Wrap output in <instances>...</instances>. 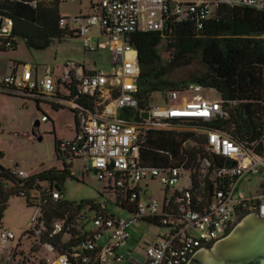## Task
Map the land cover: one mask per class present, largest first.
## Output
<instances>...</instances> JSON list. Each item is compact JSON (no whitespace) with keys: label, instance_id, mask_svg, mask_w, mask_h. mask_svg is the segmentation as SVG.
<instances>
[{"label":"built area","instance_id":"2783aa9c","mask_svg":"<svg viewBox=\"0 0 264 264\" xmlns=\"http://www.w3.org/2000/svg\"><path fill=\"white\" fill-rule=\"evenodd\" d=\"M0 1L37 7L41 1L52 0ZM217 1L264 9V0ZM91 10L92 14L85 19L89 24H97L101 33L108 36V41L93 44L87 38L84 46L91 52L101 47L109 49L112 65L107 71L95 64L69 60L64 64L62 77L54 78L47 69L38 78L26 65L20 70L16 66L12 73L0 76V92L48 100L73 111L75 136L72 140H61L59 148L69 156L68 162L80 160L86 170L98 175L114 193L112 200H94L88 206L91 214L79 211L75 216H65L48 226L44 219L37 221L29 235L35 243L46 244L55 252L54 258L39 264H117L119 261H123L121 264H186L199 248L208 247L223 237L227 233L226 226L231 227L239 215L256 212L264 217V184L256 194H245L239 189L242 177L264 174V154H254L224 133L203 125L196 127V131L202 135L204 149L210 156L198 159L196 185L190 180L186 188H175L182 172L190 179L193 168L143 166L140 149L145 132L185 130L190 127L174 121L201 119L210 122L226 112L219 98L207 99L199 93L182 102L170 101L178 93L199 91L198 87L170 93L164 105H150L147 110L141 108L137 97V53L129 42V34L138 30L163 31L167 19L172 17L183 21L194 14L200 20L206 19L211 10L210 0H95L91 2ZM75 21L74 17H60L58 25L70 28L69 23ZM13 28V19L0 7V44L6 39L5 45H11ZM40 121H46V116H41ZM214 155L224 162H219ZM11 175L28 179L32 173L12 169ZM153 179L164 186L161 206L155 197H149L147 186ZM205 180L212 188H207ZM20 194L25 193L20 191ZM63 198L60 191L53 190L42 203ZM118 208L125 210L127 215L116 214ZM137 221H153L163 229L157 240L146 243L144 259L139 260L123 253L124 249L129 250L130 229ZM80 226H85L89 235L73 248L75 253L58 252L45 242L56 234L79 230ZM14 239V233L0 231V243ZM16 254L17 249L12 248L3 264H36L29 256L23 254L16 258Z\"/></svg>","mask_w":264,"mask_h":264},{"label":"trees","instance_id":"16d2710c","mask_svg":"<svg viewBox=\"0 0 264 264\" xmlns=\"http://www.w3.org/2000/svg\"><path fill=\"white\" fill-rule=\"evenodd\" d=\"M59 1L61 0L41 1L37 7L22 3L9 5L6 1H0V7L6 9V13L14 22L11 45L6 46V39H3L0 50L15 49L18 37H22L29 47L44 49L54 39L79 36L80 31L77 29L59 27ZM210 6L211 10L206 19L200 20L194 14L183 21L172 17L167 19L163 31L138 30L129 34V42L136 50L139 66L137 97L140 99L139 106L144 110L152 105L154 94L164 93L166 101L170 93L190 89L193 84L198 88H216L220 93L219 100L226 112L224 116L210 122L201 119H177L174 122L191 129L149 130L143 135L144 142L140 149L143 166L183 165L193 168L190 180L194 185L197 182L196 166L199 157L210 156L204 149V140L196 131V127L205 125L213 128L241 143L254 154H264V9L228 5L217 0H210ZM211 47H217L224 55H228L232 50H245L259 60L255 91V98L261 105L259 113L250 114L243 111L240 105L230 98L229 90L220 85V75H207L188 81L166 79L171 68L189 63L191 55ZM19 65V62H14V68ZM19 96L25 97L20 94ZM32 99L40 111L38 103L41 101H47L55 109L65 107L44 99ZM42 116H46V121L53 123L46 113H42ZM38 122L36 120L34 125ZM60 141L61 139L54 136V151L57 159L62 161L60 168H49L32 173L28 179H18L11 175L12 169L0 165V220L8 197L13 195L24 196L28 204L38 200L41 211L36 222L44 219L47 226L55 220H63L65 216H75L80 211L82 205L74 207L65 198L42 203V199L53 190L60 191L64 196L63 182L72 175V162H68L69 156L60 150ZM0 157H3L1 152ZM213 157L221 163L224 162L219 156ZM205 183L207 188H212L210 182L205 180ZM106 189L108 187L105 186L104 190ZM20 191L25 194L21 195ZM93 201L88 202V206ZM121 207L127 210L125 205ZM242 216L239 215L238 219ZM147 223L157 225L153 221ZM65 235L69 237L64 238ZM65 235L56 234L45 242L50 243L58 252L75 253L73 248L79 245L89 232L85 226H80L79 230L74 229Z\"/></svg>","mask_w":264,"mask_h":264},{"label":"rangeland","instance_id":"374dc122","mask_svg":"<svg viewBox=\"0 0 264 264\" xmlns=\"http://www.w3.org/2000/svg\"><path fill=\"white\" fill-rule=\"evenodd\" d=\"M90 2L94 3L95 0L59 1L60 16L76 18L75 23H69V27L79 29L80 35L54 39L44 49L29 47L22 37H18L15 49L0 50V76L12 73L14 62L20 63L19 70L23 65H26L35 73L36 68L38 78L47 69L54 78L62 77L64 64L69 60L86 65L95 64L107 71L112 65L109 49L101 47L96 52H91L84 46L87 38L93 44L108 41V36L101 33L97 24H89L85 19L92 14ZM258 63L259 60L245 50H232L228 55H224L217 47H211L204 52L191 55L189 63L171 68L166 79L188 81L207 75H220L222 77L220 85L229 90L230 98L238 103L243 111L257 114L261 110V105L255 98ZM192 86L197 87L196 84ZM195 93H199L207 99L220 97L216 88L207 87L200 88L199 91L187 90L178 93L170 101L182 102L184 98L190 99ZM165 102L164 93L154 94L152 105L161 106ZM38 105L52 119L53 123L40 121L42 112L37 109V103L32 98L0 93V152L3 154V157H0V165L10 169H21L28 173L42 171L52 166L61 167L62 161L57 159L54 151V136L61 140L74 138V115L66 106L55 109L47 101H41ZM35 120L40 121L38 127L34 126ZM71 173L72 175L63 182L64 198L74 207L82 205L80 211L91 214L88 202L96 199L112 200L114 198V193L111 190H104L105 182L92 171L86 170L80 160L72 161ZM145 182L143 181L142 184L145 185ZM262 183L264 184V174L252 177L247 175L242 177L239 189L245 194H256ZM189 184L188 174L182 172L175 188H186ZM147 188H149V197H155L161 206L164 198V186L157 179H153L150 180ZM141 197L142 200L145 199L144 195ZM111 209L113 210L114 207L111 206ZM40 211L38 200L33 204H28L24 196L8 197L7 206L0 220V231L6 230L14 233L15 239L5 244L0 243V255L3 260L1 264L7 262L12 248L17 249L16 258L25 254L36 264L47 258H54L55 252L48 245L35 243L34 238L28 233L40 216ZM115 213L127 215L126 211L121 208H118ZM239 219H236L233 225ZM89 226L91 225L89 224ZM130 230L134 237L129 242V250L124 249L123 253L127 254L126 257L132 255L138 260L144 259L143 249L146 243L157 240L163 233L161 227L143 221L135 222ZM68 237L69 235L64 236V238ZM121 263L123 261L117 262V264Z\"/></svg>","mask_w":264,"mask_h":264},{"label":"water","instance_id":"95a60500","mask_svg":"<svg viewBox=\"0 0 264 264\" xmlns=\"http://www.w3.org/2000/svg\"><path fill=\"white\" fill-rule=\"evenodd\" d=\"M186 264H264V217L256 212L242 216L223 237L199 248Z\"/></svg>","mask_w":264,"mask_h":264},{"label":"crops","instance_id":"0c3cea01","mask_svg":"<svg viewBox=\"0 0 264 264\" xmlns=\"http://www.w3.org/2000/svg\"><path fill=\"white\" fill-rule=\"evenodd\" d=\"M90 5H91V2H90ZM35 76L36 77H38V75H37V70H36V68H35ZM59 87H61V86H59ZM62 88V87H61ZM39 104V103H38ZM39 106V105H38ZM40 108V107H39ZM41 109V108H40ZM41 111H42V113H45L42 109H41ZM73 113V112H72ZM73 115H74V113H73ZM50 118V117H49ZM52 120V119H51ZM36 121V120H35ZM37 121H39V120H37ZM43 122H47V121H43ZM75 122H76V120H75V115H74V117H73V125H74V130H75V132H76V128H75ZM40 123V122H39ZM52 126H53V124H52ZM57 138V137H56ZM50 168H60V167H55V166H52V167H50ZM49 169V168H48ZM46 170V169H45ZM43 171V170H42ZM38 172H40V171H38ZM38 172H35V173H38ZM89 228V227H88ZM132 237H134L133 236V234L131 233V238H130V240H129V242L132 240ZM129 245V244H128Z\"/></svg>","mask_w":264,"mask_h":264},{"label":"flooded vegetation","instance_id":"af4514ba","mask_svg":"<svg viewBox=\"0 0 264 264\" xmlns=\"http://www.w3.org/2000/svg\"><path fill=\"white\" fill-rule=\"evenodd\" d=\"M227 232L230 230V225L226 226Z\"/></svg>","mask_w":264,"mask_h":264},{"label":"clouds","instance_id":"9594fccd","mask_svg":"<svg viewBox=\"0 0 264 264\" xmlns=\"http://www.w3.org/2000/svg\"><path fill=\"white\" fill-rule=\"evenodd\" d=\"M40 122V121H39Z\"/></svg>","mask_w":264,"mask_h":264}]
</instances>
